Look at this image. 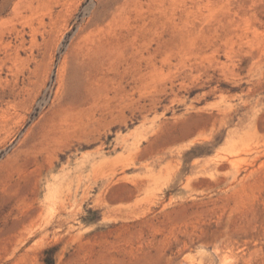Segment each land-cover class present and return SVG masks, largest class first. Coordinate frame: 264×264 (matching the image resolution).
Listing matches in <instances>:
<instances>
[{"label": "rangeland", "instance_id": "rangeland-1", "mask_svg": "<svg viewBox=\"0 0 264 264\" xmlns=\"http://www.w3.org/2000/svg\"><path fill=\"white\" fill-rule=\"evenodd\" d=\"M264 264V0H0V264Z\"/></svg>", "mask_w": 264, "mask_h": 264}, {"label": "trees", "instance_id": "trees-1", "mask_svg": "<svg viewBox=\"0 0 264 264\" xmlns=\"http://www.w3.org/2000/svg\"><path fill=\"white\" fill-rule=\"evenodd\" d=\"M46 263H47V264H54V261H53V260H50V259H48V260H46Z\"/></svg>", "mask_w": 264, "mask_h": 264}]
</instances>
